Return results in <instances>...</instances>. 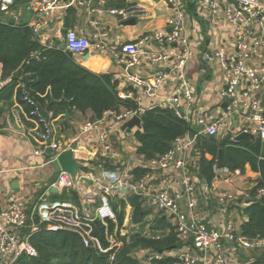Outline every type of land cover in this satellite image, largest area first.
Segmentation results:
<instances>
[{
  "label": "built area",
  "instance_id": "built-area-1",
  "mask_svg": "<svg viewBox=\"0 0 264 264\" xmlns=\"http://www.w3.org/2000/svg\"><path fill=\"white\" fill-rule=\"evenodd\" d=\"M22 0H0V13L12 14L14 6ZM94 0H29L28 9L35 17L27 24L21 23L16 17L13 23L0 19L4 25L28 27L36 41L49 48L68 52L73 56H82L93 47L105 49L108 37L107 27L95 16L116 15L128 19L136 15L133 6L119 8L106 7V0H101V6ZM197 8L210 21L223 15L236 36L235 49L232 51L218 48L201 55L205 62L218 60L223 70L224 86L221 96L228 105L226 112L220 117L208 119L196 106L194 86L190 82L186 66L195 57L190 38L187 34L188 7L185 0H167L173 11L170 18V28L156 29L145 33L140 38L130 42H117L108 45L112 55L130 66L126 74L128 88L120 90L121 99L133 100L136 104L132 109L107 110L102 118L86 119L79 127V133L70 142L62 143L57 139L56 122L62 115L53 108L42 106L29 96L24 83L17 85L21 89L22 100L29 104V109L18 105L17 118L22 136L35 142L34 153L44 158L45 162L59 163V156L72 146L81 143L94 130H100L109 123L120 124L139 116L149 110L164 109L189 125L188 131L178 137L168 152L160 157L147 159L137 153L128 160L122 159L108 133L96 135L95 143L99 154L92 155L100 170L99 176L92 172L77 171L76 175L63 170L59 166L56 185L69 192H75L85 198V204L80 206L69 199H50L41 197L35 202H28L13 195L7 207L0 213V264H17L23 256H38V250L31 238L40 231H67L76 234L86 247L94 248L100 253L110 252V261L115 260L117 252L124 245V237L137 232L139 224L133 222V207L125 206L124 222L120 225L118 211L114 204L116 199L127 200L129 194L141 197L144 205L148 204L156 212L162 214L171 222L181 246L167 252H155L151 249H140L139 258L146 264H157L165 256L176 258L175 264H247L239 259L238 252L253 251L264 248V238H249L240 232V225L232 219L221 217L215 228H210L199 216L198 195L205 201L214 196L211 185L202 182L198 176L192 157L197 141L202 136H232L237 138L247 132L264 140V2L261 0H194ZM76 6L85 9L89 23L98 28L95 33L97 42L94 44L83 30L69 29L66 33L64 46L56 40L61 37L60 28H52L53 19L59 10ZM58 17V18H59ZM59 20V19H57ZM168 45L165 50L152 49V44ZM153 44V45H154ZM157 62L168 64L169 72L164 69L154 71L151 78H143L139 68L146 63ZM175 80V87L168 95H160V91L170 79ZM11 78L3 79L0 66V91L11 82ZM135 87L139 92L135 91ZM74 112L80 111L73 107ZM196 121L198 129L192 128ZM32 123V125L27 124ZM237 124H241L238 127ZM140 128L134 126L125 130L114 128L118 143L134 142L139 147L135 133ZM43 164H46V163ZM116 162L114 168L106 165ZM196 162V161H195ZM193 165V166H192ZM193 167L191 174L190 167ZM198 166V165H197ZM196 166V167H197ZM81 167V165H80ZM136 168L148 169L144 175L137 177L133 172ZM214 172L219 177L232 176L230 169L218 164ZM161 172H166L162 173ZM180 175L181 189L172 184V173ZM158 183L157 187L152 185ZM123 189H127L125 193ZM264 195V188L259 190ZM250 193L246 194L247 199ZM217 202L222 205L221 212L226 216L232 205L241 200L237 193L223 192L216 195ZM239 201V202H238ZM183 202L185 204L183 205ZM245 204V205H246ZM129 206V208H127ZM97 226L101 234L97 233ZM150 233V228H147ZM103 234V236H102ZM103 238L107 242L105 246ZM229 243V247H228Z\"/></svg>",
  "mask_w": 264,
  "mask_h": 264
},
{
  "label": "trees",
  "instance_id": "trees-1",
  "mask_svg": "<svg viewBox=\"0 0 264 264\" xmlns=\"http://www.w3.org/2000/svg\"><path fill=\"white\" fill-rule=\"evenodd\" d=\"M76 17V10L70 8L65 18V25L70 27ZM73 55L59 49L40 45L33 40L31 30L24 26L4 25L0 23V66L3 79L11 78L0 91V101L13 104V96L19 83H24L29 96L42 106L53 108L57 112L76 107L83 113L91 112L92 118H102L107 110L135 108L133 100L121 99L117 90L118 80L111 73L95 74L77 64ZM19 102L29 109V104L22 100L18 89ZM189 125L178 119L173 112L154 109L142 114V128L135 137L139 143L138 153L147 159L160 157L170 150L173 142L184 135ZM232 136H202L192 152L198 176L212 186L219 176L214 172V165L226 166L231 174L237 170L245 172L247 165L259 173L255 186L250 190L247 204L241 208L248 219L240 226L242 235L249 238H264V195L259 190L264 188V140ZM222 149V156L220 150ZM198 165V166H197ZM110 168V164L106 165ZM197 166V167H196ZM137 177L144 175L148 169L136 168ZM55 197L58 195H54ZM62 199H78L75 192H64ZM122 206L114 207L118 211L120 225L124 222L125 206L133 207V222L140 228L124 237V245L117 252L115 260L110 261L109 253H100L94 248L86 247L80 238L71 232L40 231L31 240L38 250V256L23 255L17 264H146L137 256L140 249L155 252H167L181 246L171 222L162 214H156L151 220L148 210L139 195L129 194L127 200H121ZM235 207V206H233ZM150 223V233L145 228ZM97 233L101 228L97 226ZM103 236V234H102ZM105 246L106 240L103 238ZM247 264H264V248L247 251ZM176 258L165 256L155 260L157 264H175Z\"/></svg>",
  "mask_w": 264,
  "mask_h": 264
},
{
  "label": "crops",
  "instance_id": "crops-1",
  "mask_svg": "<svg viewBox=\"0 0 264 264\" xmlns=\"http://www.w3.org/2000/svg\"><path fill=\"white\" fill-rule=\"evenodd\" d=\"M261 1L264 2V0ZM28 2L29 0H22V3L27 4ZM106 2V7L126 8L133 6L137 9L136 15L128 19H122L116 15L95 14L102 21V24H105L107 27L108 37H104L107 47L105 49L93 47L91 51L86 52L82 56H73V60L97 75L102 73L113 74L114 79H117L119 82L117 90L120 91L129 87L126 82V74L130 72L131 68L126 63L115 58L109 47L114 46L117 42L124 43L137 40L143 34L153 32L156 29L170 28L169 21L173 11L168 5L167 0H106ZM185 2L188 7L187 34L190 38L191 46L196 53L195 57L187 63V76L194 86L197 108L208 119H214L224 114L228 105L221 96L224 86L223 70L218 60L205 62L201 59V55L222 47L229 51L234 50L236 36L223 15L217 17L214 21H210L202 15L194 0H185ZM93 3L97 6L102 5L101 0H94ZM70 8L76 10V17L73 25L67 27L65 25V18L68 16ZM59 14L64 15L62 18L61 15L60 17L58 16L59 18L55 16L53 20L56 22L52 23L53 31L54 28L61 29V37L56 40L58 45L64 46L65 44L66 36L64 37L62 34L63 28H67V31L69 29L83 30L94 44L97 42L95 33L98 28L93 27L89 23V17L85 9L70 6L67 9L59 10ZM0 19H2L1 16ZM130 19H135V22L127 23ZM33 40L36 41L34 36ZM153 44L152 49L155 50H165L168 48V45L162 47L157 43ZM158 69H164L167 72L170 70L168 64L149 62L143 64L138 71L143 78L149 79L154 74V71ZM174 87L175 80L171 78L160 91V95L170 94ZM135 91L139 92L136 87ZM17 93L19 92L16 89L13 96V104L0 101V201L2 211L7 207L13 195L28 202H35L43 196L53 199L54 195L60 196L64 192L69 193V191L63 190L56 185L60 171L59 163V166H57L55 163L45 162L43 157L35 155L34 140L22 136L19 130L17 112L20 111L18 105H23L19 102ZM59 113L64 114V116L62 115L56 122V134L57 139L62 143L70 142L77 136L79 127L84 120L93 119L91 112L83 113L80 111V113H77L73 110L70 111L69 108ZM124 123L116 124L111 122L100 130L90 132L86 137H82L81 143L72 146V148H75L73 158L81 165L79 171L92 172L94 176L100 175L98 162L92 159V155L99 154V147L95 143L96 135L99 133H108L115 150L120 153L122 159L128 160L130 156L132 157L137 153L138 147L136 143L131 141L118 143L117 141L118 137L114 134V128L119 129V131L125 130L127 128H123ZM27 124L32 125V123L28 122ZM237 126L241 127L242 125L237 124ZM192 128L198 129L196 121H194ZM192 159L194 161L193 157ZM44 162L46 164H43ZM194 163L196 162L194 161ZM115 165L116 162H112L110 168H114ZM192 166L190 167V171L194 175L192 173L194 169ZM161 173L163 175L166 172ZM172 175L174 190L176 188L181 189L179 173L173 172ZM258 178L259 173L252 171L248 165L245 172L237 170L231 177L229 175L218 177L212 183L215 193L211 200L207 202L201 195H198L199 216L204 219L210 228L218 226L221 217H226L227 220L230 218L238 225L242 224L248 218L242 214L241 208L246 204V201H244L246 200V194H249ZM200 180L203 183L205 182L201 178ZM152 185L157 187L158 183L154 182ZM223 192L237 193L239 200H241L239 204L231 206L230 215L228 212L226 216H223L221 212L222 205L216 199V195ZM77 196L78 199L75 202L80 206L84 205L85 198L78 194ZM116 201H119L118 207L123 205L121 200L116 199ZM184 204L185 202H183ZM145 206L148 210L151 209L152 211L149 216L151 219L160 213L156 212L148 204Z\"/></svg>",
  "mask_w": 264,
  "mask_h": 264
},
{
  "label": "water",
  "instance_id": "water-1",
  "mask_svg": "<svg viewBox=\"0 0 264 264\" xmlns=\"http://www.w3.org/2000/svg\"><path fill=\"white\" fill-rule=\"evenodd\" d=\"M25 1H28V0H25ZM131 22H135V19H130L127 21V23H131ZM66 32H67V28H63L62 34L64 37L66 36ZM134 126H138L139 128H142V118H140L139 116H134L133 118H131L130 120H128L124 123L123 128L124 129L125 128H132ZM240 137L254 138L255 136H254V134L243 132L238 136V138H240ZM220 155L222 156V149L220 150ZM59 165L63 170L70 172L73 175H76L78 169L80 168V164L78 162H76L73 158V150L72 149L68 150L67 152H65L59 156ZM123 191L125 193L128 192L127 189H123ZM1 211H2V209H1V201H0V213H1Z\"/></svg>",
  "mask_w": 264,
  "mask_h": 264
},
{
  "label": "rangeland",
  "instance_id": "rangeland-1",
  "mask_svg": "<svg viewBox=\"0 0 264 264\" xmlns=\"http://www.w3.org/2000/svg\"><path fill=\"white\" fill-rule=\"evenodd\" d=\"M14 9L16 10V12L14 11L12 14H4V13H0V16L2 19L8 21V22H14L16 20V17L19 16L21 18V23L22 24H27L31 21V19L34 17V13L32 10L28 9V4L26 3H22V1L18 2L15 6ZM7 15V16H6ZM53 199H62L58 196H54ZM72 200V199H71ZM76 201V200H73ZM149 219L151 220L150 217H148V221ZM140 228V226H139ZM147 228H150V223L147 224L144 233L149 235V233H147ZM136 230H139L138 228ZM137 256H139L141 253L138 251L136 252ZM239 254V258L240 260H242L243 262H247V260H245V258H248V253L240 250L238 252Z\"/></svg>",
  "mask_w": 264,
  "mask_h": 264
}]
</instances>
